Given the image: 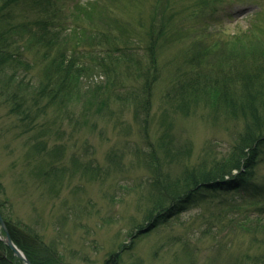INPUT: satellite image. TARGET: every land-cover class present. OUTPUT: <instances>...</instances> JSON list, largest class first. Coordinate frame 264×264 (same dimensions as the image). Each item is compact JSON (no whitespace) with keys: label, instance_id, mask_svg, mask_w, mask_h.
I'll use <instances>...</instances> for the list:
<instances>
[{"label":"rangeland","instance_id":"obj_1","mask_svg":"<svg viewBox=\"0 0 264 264\" xmlns=\"http://www.w3.org/2000/svg\"><path fill=\"white\" fill-rule=\"evenodd\" d=\"M8 12L0 17V32L29 63L13 78L8 69L0 74V201L13 223L36 232L62 264H104L115 252L120 264H229L243 253L261 252L229 219L245 210L264 219V192H255L264 188V145L249 187L206 194L167 221L147 224L158 195L156 178L170 181L213 167L242 129L240 121H214L205 110L184 113L167 103L168 80L184 48L247 31L264 40V0H54L48 7ZM154 18L168 34L157 42L158 81L144 123L134 104L132 91L141 82L132 62H147L146 33ZM36 22L57 31L56 46L76 51L77 63L90 68L71 97L51 100L36 90L46 61L56 54L55 46L38 48L28 34ZM76 27L87 33L83 44L74 36ZM93 31L108 35L104 46L87 40ZM100 49L115 56L105 66L119 64L116 75L108 77L91 61L100 58L98 51L103 57ZM15 101L26 115L12 111Z\"/></svg>","mask_w":264,"mask_h":264},{"label":"trees","instance_id":"obj_2","mask_svg":"<svg viewBox=\"0 0 264 264\" xmlns=\"http://www.w3.org/2000/svg\"><path fill=\"white\" fill-rule=\"evenodd\" d=\"M53 1L0 0V17H8L10 14L8 11L18 6L48 7ZM92 8L95 9V4L91 6ZM154 9L156 11L157 6ZM89 10V8H78V12L84 16L85 13L90 14ZM155 21V18L151 20L146 33L147 62L145 64L138 60L132 62L134 74L141 82L140 88L132 91L133 96H137L134 98V104L137 116L140 118L142 115L144 123L150 112L153 88L158 81L159 70L155 56L157 42L159 38L165 39L168 34L165 24L162 21L159 23ZM34 26L35 28L27 29L38 48L56 47L55 56L47 60L44 65L43 79L36 89L39 96L48 95L51 100H55L57 96L71 97L76 91L82 73L90 69L89 66L86 63H77L76 51L72 54V51L68 52L65 48L61 51L56 46L59 34L57 31L48 29L44 22H36ZM72 31L78 39V44L85 43L87 33L84 29L76 27ZM94 34H96L94 37L93 34L87 36V40L91 42L94 40L99 42L100 46H104L108 35L100 32ZM13 45L15 42H9L4 32H0V74L8 69L9 72L12 71L11 78L20 68H29V63L23 59L19 50L13 52ZM110 51V49H105V52L101 50L104 52L103 57L98 51L95 57L100 58L91 59L108 74V77L117 74L119 65L111 70L105 66L107 61L112 62L115 58ZM124 61L131 62L127 59ZM126 69L131 72L130 67L126 66ZM174 73L175 76L168 80L164 95L168 104L184 113L205 110L214 121L218 118L240 121L242 129L236 134L232 150L213 167L193 173L186 172L170 181L156 178L159 180L154 182L158 188V195L148 212L150 223L147 225L150 227L159 224L156 222L163 223L172 216L180 214L193 202L206 198V194L235 193L249 187L259 151L264 145V40L247 31L233 35L226 42L217 41L207 45L195 42L184 48L181 61ZM19 83L21 82L17 81L16 85L18 86ZM108 94H113V91L109 90ZM12 108L15 114L21 113L23 116L27 114L20 102L15 101ZM155 163L152 160L147 165L153 166ZM255 192L262 193L264 188L256 189ZM219 202L227 205L224 199ZM4 203L0 201L2 221L13 243L24 253L29 262L62 264V258L57 251L45 245L36 232L27 226H21L20 223L12 222L5 212ZM226 208L231 211L238 209V206L229 205ZM229 221L243 234L250 236L252 243L261 247L259 254L243 253L242 257L233 259L229 264H264V219L254 218L245 210L238 219L232 216ZM140 232H142L141 228H139ZM0 234L3 235L1 227ZM0 264H23L2 240H0ZM104 264H120V253L109 254Z\"/></svg>","mask_w":264,"mask_h":264},{"label":"water","instance_id":"obj_3","mask_svg":"<svg viewBox=\"0 0 264 264\" xmlns=\"http://www.w3.org/2000/svg\"><path fill=\"white\" fill-rule=\"evenodd\" d=\"M0 226L2 228V231L4 233V237L2 238L0 236V240L13 252L14 256L18 259H20L24 264H31L29 260L26 258L24 253L13 243L2 219L0 216Z\"/></svg>","mask_w":264,"mask_h":264}]
</instances>
